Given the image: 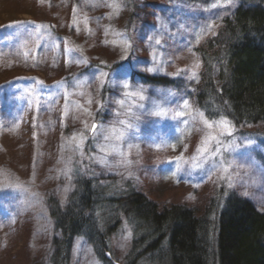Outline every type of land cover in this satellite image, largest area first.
<instances>
[{
	"label": "rangeland",
	"instance_id": "1",
	"mask_svg": "<svg viewBox=\"0 0 264 264\" xmlns=\"http://www.w3.org/2000/svg\"><path fill=\"white\" fill-rule=\"evenodd\" d=\"M93 2L113 0H0V264H54L63 233L52 211L76 210L88 180L98 191L130 182L161 209L199 214L212 196L235 192L264 210L263 126L211 119L177 86L133 76L193 84L194 46L228 1L116 0L119 15ZM204 119L229 127H214L220 143L201 155ZM95 215L98 235L75 237L68 264H131L135 227L123 218L101 254L109 217Z\"/></svg>",
	"mask_w": 264,
	"mask_h": 264
},
{
	"label": "trees",
	"instance_id": "2",
	"mask_svg": "<svg viewBox=\"0 0 264 264\" xmlns=\"http://www.w3.org/2000/svg\"><path fill=\"white\" fill-rule=\"evenodd\" d=\"M227 1L211 31L194 46L193 62L200 67L193 84L139 71L133 76L146 86H177L211 119H229L237 128H264V0ZM81 187L76 210L62 213L55 205L52 211L63 233V241L55 242L54 264H68L75 237L98 235L93 231L100 209L109 217L107 235H99L101 254L108 235L125 218L138 234L131 264H264V210L235 192L212 196L198 214L178 203L161 209L130 182L98 191L88 180Z\"/></svg>",
	"mask_w": 264,
	"mask_h": 264
},
{
	"label": "snow or ice",
	"instance_id": "3",
	"mask_svg": "<svg viewBox=\"0 0 264 264\" xmlns=\"http://www.w3.org/2000/svg\"><path fill=\"white\" fill-rule=\"evenodd\" d=\"M91 6H93V7H103V6L111 7L116 15H119V11H120V5H119L118 2H116V0H113V3H110V4H108V3H95V2H93ZM213 6L215 7L217 5H213ZM223 6H227V5H223ZM74 12H75V10H74ZM108 18H111V14L109 15ZM84 22H85V25H86V28H87V17H85ZM77 30H79V29H77ZM87 30L89 32H91L90 29H87ZM105 34L106 35L108 34V31L107 30L105 31ZM115 35L119 36L121 34L120 33H115ZM156 42L159 43V40H157ZM106 43H107V41H106ZM112 43H114V44L121 43L122 46H123V48L125 49V51L129 47H131L130 43H128L127 41H120V42H118V41H112ZM69 51H71V50H69ZM76 62L77 63H80V62L87 63V60L86 59L83 60V61L77 60ZM198 66L199 65H197V67ZM149 71H154V69H149ZM193 76L195 77V72L193 73ZM40 83H43V82L41 81ZM123 87L128 88L129 85L127 83H125L123 85ZM132 95H139L140 98L143 99V96H142L141 93H133ZM89 103H91V100H89ZM118 103L121 104V106H123V104L125 102H124V100H120V101H118ZM185 106H187V105H185ZM77 107H81V106L80 105H77ZM65 115H67V106H66V110H65ZM200 115H201V117H203V114L202 113ZM121 123H123V122H121ZM203 124H204L205 128H207L210 131L201 140V145L198 148V152L201 155L210 154L212 152V147L211 146H212V143L213 142H215L217 144L220 143V141H219L217 135L215 134V132H213L211 130L214 127H218L220 129H227L229 127L228 122L226 120H222V121H218V122H211V121H208L207 119H204L203 120ZM85 126L87 127V125H85ZM97 127H98L97 125L93 124L92 127H91V131L95 133ZM116 131L117 130L115 128L111 129L110 135L111 134H115ZM227 134L230 135L231 133L228 132ZM109 138H110V136H105V139H109ZM120 138H121V136H116V139H120ZM172 147L174 148L175 145H172ZM213 158H215V157L213 156ZM224 171H227V168H225Z\"/></svg>",
	"mask_w": 264,
	"mask_h": 264
},
{
	"label": "water",
	"instance_id": "4",
	"mask_svg": "<svg viewBox=\"0 0 264 264\" xmlns=\"http://www.w3.org/2000/svg\"><path fill=\"white\" fill-rule=\"evenodd\" d=\"M107 258L112 259L109 253L107 254ZM117 264H119V263H117Z\"/></svg>",
	"mask_w": 264,
	"mask_h": 264
}]
</instances>
